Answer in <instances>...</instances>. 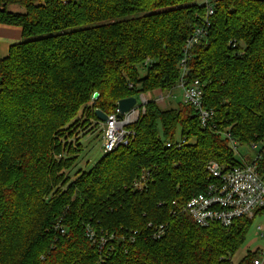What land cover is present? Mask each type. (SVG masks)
Segmentation results:
<instances>
[{
  "label": "trees",
  "instance_id": "16d2710c",
  "mask_svg": "<svg viewBox=\"0 0 264 264\" xmlns=\"http://www.w3.org/2000/svg\"><path fill=\"white\" fill-rule=\"evenodd\" d=\"M205 17L195 0H0V24L22 29L0 59V264H235L253 220L201 228L181 207L205 191L210 162L239 163L225 133L264 145V0H216L207 37L189 51L186 80L204 86L214 128L190 105L150 101L128 146L66 174L83 151L80 131L100 126L97 110L111 115L121 100L177 86ZM178 133L187 144L168 148ZM149 223L166 235L154 239Z\"/></svg>",
  "mask_w": 264,
  "mask_h": 264
},
{
  "label": "built area",
  "instance_id": "2783aa9c",
  "mask_svg": "<svg viewBox=\"0 0 264 264\" xmlns=\"http://www.w3.org/2000/svg\"><path fill=\"white\" fill-rule=\"evenodd\" d=\"M216 0H202L199 3L206 7V17L202 26L194 29L191 37L187 40L184 51V58L181 61V75L177 86L183 91L182 103L190 105L195 109L197 116L200 118L203 127H212L213 112L206 111L203 108V88L204 86L199 81L188 83L186 80L187 67L186 61L188 59L189 51L198 42L203 41L210 28L209 19L214 15V5ZM236 48V45H232ZM149 61L145 63V67L150 66ZM133 86L130 85V88ZM174 88V89H175ZM173 89V90H174ZM155 90L157 98L151 100L146 98V95L152 97V92L147 94H140L136 98V105L122 118H119L120 112L118 107L116 112L108 115L106 122H99L102 127V151L103 156L114 152L120 146H128L135 138L136 133L130 127L136 124L145 114L146 106L150 101H155L157 104L165 103L167 99L172 98V91ZM165 92L168 93L167 96ZM224 137L229 139L230 146L234 151L239 145L234 141L231 135L227 132ZM186 139L175 140L173 143H168L167 147H174L180 150L186 145ZM252 147L256 150L257 145ZM261 156L258 154L257 158L245 161L238 159V164L221 165L217 162H210L207 169V176L209 184L205 191L197 194L187 201L183 202L181 210L186 216L201 228H209L212 225H220L224 228H229L233 223L239 219L254 220L258 216V212L264 208V179L258 170V161ZM147 179L143 176L141 179L135 181L134 188L136 190H143L147 187ZM174 206H178V202H173ZM147 229L151 230L150 236L154 239H161L166 235L167 229L165 225L155 226L152 223L147 225ZM257 232L261 237L264 236V229L257 227ZM139 234L138 231L130 232L129 237L134 241ZM87 237L95 244L97 240L95 235L90 230L87 231ZM113 238V236H112ZM100 247H104L106 242L102 236L98 239ZM108 250V248H107ZM253 264H261V258L254 260Z\"/></svg>",
  "mask_w": 264,
  "mask_h": 264
},
{
  "label": "rangeland",
  "instance_id": "374dc122",
  "mask_svg": "<svg viewBox=\"0 0 264 264\" xmlns=\"http://www.w3.org/2000/svg\"><path fill=\"white\" fill-rule=\"evenodd\" d=\"M195 1L198 3L202 2V0H195ZM146 73H147L146 69L140 68V76L142 78L145 77ZM152 95H153L152 97L146 95V98L155 100L157 98V94L155 95V92H152ZM167 95L168 93L165 92L164 96ZM92 99L95 100V97H93ZM182 99H183V91L177 87L172 91V98H169L166 100L165 103H160L158 105L163 110L176 109L178 107V104L181 103ZM65 116L68 115L66 114ZM80 133L81 134H79L77 138H81L80 144L82 145L83 151L77 161V164L70 171L66 173L67 176H69L73 180L76 178L78 172L89 171L94 166V164L103 156L102 127L96 125L95 122L93 121L89 127L82 129ZM176 140L178 141L180 140L179 133L176 136ZM262 148H264V145H258L256 150L252 147V145H237V149L235 151L236 158L245 161L253 160L257 158ZM257 216L258 217L254 219L252 222V226L247 234L246 242L244 246L236 253V255L233 258V262L235 264L240 262L248 252H253L260 247L264 249V236L261 237L257 232V227L259 226L264 229V215H257ZM256 259H258V256Z\"/></svg>",
  "mask_w": 264,
  "mask_h": 264
},
{
  "label": "crops",
  "instance_id": "0c3cea01",
  "mask_svg": "<svg viewBox=\"0 0 264 264\" xmlns=\"http://www.w3.org/2000/svg\"><path fill=\"white\" fill-rule=\"evenodd\" d=\"M8 10L12 13H24V10L19 6H9ZM22 40V29L17 26L0 24V59L8 57L10 49L13 45L19 44ZM253 252H259L261 264H264V249L257 248Z\"/></svg>",
  "mask_w": 264,
  "mask_h": 264
},
{
  "label": "water",
  "instance_id": "95a60500",
  "mask_svg": "<svg viewBox=\"0 0 264 264\" xmlns=\"http://www.w3.org/2000/svg\"><path fill=\"white\" fill-rule=\"evenodd\" d=\"M136 103H137V100L134 97L121 100L118 103V110L120 112L119 118H122L123 115L129 112L136 105ZM96 115L98 119L100 120V122H106L108 119L107 115L103 113L102 111L97 110Z\"/></svg>",
  "mask_w": 264,
  "mask_h": 264
}]
</instances>
